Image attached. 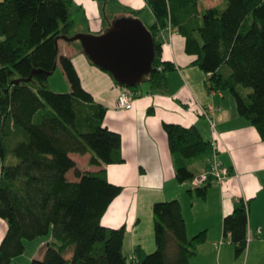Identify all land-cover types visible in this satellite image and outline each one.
Masks as SVG:
<instances>
[{"label":"trees","instance_id":"obj_1","mask_svg":"<svg viewBox=\"0 0 264 264\" xmlns=\"http://www.w3.org/2000/svg\"><path fill=\"white\" fill-rule=\"evenodd\" d=\"M145 1L155 17L147 25L156 42L153 71L145 83L151 92H166L168 73L175 70L162 59L161 34L172 26L186 38V52L197 57L194 65L207 75L208 91L231 94L239 115L264 140V0H224V9L204 11V0ZM100 4L101 34L115 18L142 19L141 11L119 0ZM78 34L92 33L85 9L75 0L0 1V220L8 226L0 264L23 255L25 241L50 235L54 241L44 247L43 260L32 264H190L207 233L189 238L178 200L154 205L157 250L152 254L137 249L127 256L126 229L102 225L123 188L110 183L106 170L82 173L70 155L90 153L91 166L121 164L123 142L105 127L107 109L84 89L72 59L60 58L57 39ZM73 44L83 52L80 42ZM59 60L71 85L67 94L49 84ZM37 70L32 83L14 84ZM164 130L178 181H191L196 175L190 165L213 155L211 142L196 127L165 123ZM10 156L18 162L9 164ZM72 170L78 182L68 179ZM208 187L195 191L205 199ZM249 205L240 200L223 223L237 258L249 245Z\"/></svg>","mask_w":264,"mask_h":264},{"label":"crops","instance_id":"obj_2","mask_svg":"<svg viewBox=\"0 0 264 264\" xmlns=\"http://www.w3.org/2000/svg\"><path fill=\"white\" fill-rule=\"evenodd\" d=\"M75 2L85 9L91 33L101 34L104 29L101 0ZM119 2L141 11L142 19L144 13L150 11L151 25L155 23L145 0ZM162 40V59L175 66V70L168 73V90L153 93L149 84L140 87L132 110L119 109L121 89L110 73L91 63L76 45L59 41L60 58L72 59L84 89L97 104L107 109L105 127L122 136L124 162L91 166L90 153L70 157L82 173L106 170L110 183L123 188L104 215L102 225L109 229H126L124 253L127 256H134L137 249L146 254L156 252L154 205L178 200L189 238L207 233L206 241L198 247V254L190 264H264V140L258 130L239 115L234 97L208 91V77L194 65L197 57L186 52V38L177 28L167 32ZM60 67L59 60L57 69ZM68 91L71 92L69 82ZM208 107L214 108L217 137L210 121L201 114V108ZM165 123L196 127L212 146L216 142L217 157L230 170V176L223 185H210L205 199L197 195L189 182L178 181ZM190 169L196 176L203 174L208 169L207 159L193 162ZM67 177L71 182L79 181L75 170ZM240 200L250 204V226L248 249L237 258L235 246L225 240L223 223ZM7 229L6 224V229L0 231V243ZM51 238L48 243L54 241L53 236ZM69 257H72L71 252Z\"/></svg>","mask_w":264,"mask_h":264},{"label":"water","instance_id":"obj_3","mask_svg":"<svg viewBox=\"0 0 264 264\" xmlns=\"http://www.w3.org/2000/svg\"><path fill=\"white\" fill-rule=\"evenodd\" d=\"M67 43L80 42L83 53L91 63L110 73L115 81L126 88L145 84L150 77L156 59V42L148 26L140 18L129 16L115 18L102 34H78L57 39ZM49 73L53 76L57 70ZM30 78L19 79L14 84L32 83Z\"/></svg>","mask_w":264,"mask_h":264},{"label":"built area","instance_id":"obj_4","mask_svg":"<svg viewBox=\"0 0 264 264\" xmlns=\"http://www.w3.org/2000/svg\"><path fill=\"white\" fill-rule=\"evenodd\" d=\"M173 27L170 26L166 31H163L161 34L162 37L165 36L167 32H172ZM121 89L118 107L121 110H132L134 108L135 102L139 97V92L132 89L126 88L124 86H119ZM201 114L206 117L211 124V127L214 131L215 136L217 137V132L215 130L214 124V108H201ZM213 155L207 159L208 169L201 175L196 176L194 179L189 181L192 189H203L210 185H223L224 182L230 176V170L225 167L222 162L218 159V147L215 144L213 145Z\"/></svg>","mask_w":264,"mask_h":264},{"label":"rangeland","instance_id":"obj_5","mask_svg":"<svg viewBox=\"0 0 264 264\" xmlns=\"http://www.w3.org/2000/svg\"><path fill=\"white\" fill-rule=\"evenodd\" d=\"M0 1H2V0H0ZM200 6H201V10L204 11V10H206L208 8H212V7H221L222 9H224L226 7V4H225L224 0H208L207 2L203 1ZM142 21L146 25L151 26L152 20H151L150 11H147L144 13ZM67 81H68V79H67L62 67L57 69V71L54 73V75L49 78V84L53 88V89L52 88L51 89L54 92L59 93V94L69 93ZM144 85H147V84H142L140 87H142ZM244 91H245V94L250 92V90H244ZM227 95L230 97H233L231 94H227ZM17 162H18V160L14 156L9 157V160H8L9 164H15ZM4 229H6V224L0 220V231L2 232V230H4ZM51 237H52V235L47 236V237H43V238H38V239L33 240V241H25L26 250H25L24 254L21 255L20 257L16 258L12 262V264H32V262L34 260H43L45 244L48 243L49 241H51V239H52Z\"/></svg>","mask_w":264,"mask_h":264}]
</instances>
